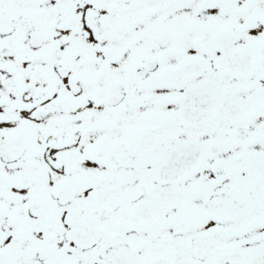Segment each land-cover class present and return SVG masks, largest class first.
Returning a JSON list of instances; mask_svg holds the SVG:
<instances>
[{
  "label": "snow or ice",
  "instance_id": "obj_1",
  "mask_svg": "<svg viewBox=\"0 0 264 264\" xmlns=\"http://www.w3.org/2000/svg\"><path fill=\"white\" fill-rule=\"evenodd\" d=\"M0 264H264V0H0Z\"/></svg>",
  "mask_w": 264,
  "mask_h": 264
}]
</instances>
